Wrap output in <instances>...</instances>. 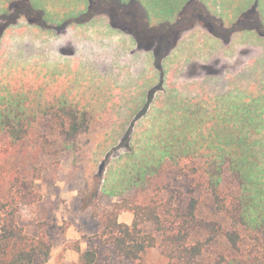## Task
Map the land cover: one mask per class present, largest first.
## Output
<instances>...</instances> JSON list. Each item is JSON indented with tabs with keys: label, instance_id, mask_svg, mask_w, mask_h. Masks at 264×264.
Here are the masks:
<instances>
[{
	"label": "rangeland",
	"instance_id": "obj_1",
	"mask_svg": "<svg viewBox=\"0 0 264 264\" xmlns=\"http://www.w3.org/2000/svg\"><path fill=\"white\" fill-rule=\"evenodd\" d=\"M14 2L26 12L13 16L17 23L0 43V103L25 98L38 112L17 143L0 133V197L16 196L11 208L21 193L36 198L21 204L17 217L29 234L50 241L43 264H68L91 248L100 264L163 262L157 247L139 261L114 254L102 241L95 209L120 199L125 168L160 157L185 137L202 144V135L214 138L225 126H239L240 119L229 122L242 103L232 101L237 83L231 78L245 72L233 80L264 83V36L243 30L253 21L264 31V0H0V14L8 16ZM113 9L132 17L114 16L126 31L114 27ZM205 19L215 25L209 37ZM232 20L241 33L225 50L219 36ZM69 38L79 52L71 54L76 47ZM91 40L94 60L83 51ZM210 67L218 76H210ZM59 103L88 112V130L70 148L63 112L45 114ZM246 142L255 143L253 166L264 176V131ZM15 178L29 187L12 185ZM119 220L131 225L134 214L124 210ZM246 243L252 246L249 238Z\"/></svg>",
	"mask_w": 264,
	"mask_h": 264
},
{
	"label": "trees",
	"instance_id": "obj_2",
	"mask_svg": "<svg viewBox=\"0 0 264 264\" xmlns=\"http://www.w3.org/2000/svg\"><path fill=\"white\" fill-rule=\"evenodd\" d=\"M17 5L20 2L11 4L8 16L0 14V43L8 27L17 23L13 16L26 12ZM251 87L241 84L234 88L232 101L236 104L239 98L242 103L236 104L237 115L229 122L240 119L239 126H225L224 133L218 132L214 138L202 135L207 141L202 144L185 137L181 143L165 146L160 157L125 168L126 180L116 192L120 199L112 208L94 212L102 241L114 254L139 261L157 247L163 262L148 264H264V176L253 166L257 163L252 154L255 143L246 142L264 131V83ZM13 102L0 103V133H6L15 144L29 134L38 110L25 98ZM49 111L65 115L61 120L65 148L88 130L86 111L60 103L56 109L48 106L45 114ZM212 128L221 131L217 125ZM12 181V185L29 187L18 178ZM4 196L0 197V264L45 263L51 253L50 241L29 234L17 217L21 204H32L36 198L21 193L20 203L11 208L16 196L10 192ZM124 210L134 214L131 225L119 220ZM241 229L246 232L245 240ZM77 250L81 251L80 246ZM68 264L100 263L91 248Z\"/></svg>",
	"mask_w": 264,
	"mask_h": 264
},
{
	"label": "flooded vegetation",
	"instance_id": "obj_3",
	"mask_svg": "<svg viewBox=\"0 0 264 264\" xmlns=\"http://www.w3.org/2000/svg\"><path fill=\"white\" fill-rule=\"evenodd\" d=\"M94 4V3H93ZM93 4H90V6H92ZM89 6V7H90ZM118 12L119 11H117L116 9H113V10H110V13H111V15H112V18H113V24H114V26H116V27H121V26H118V25H116L115 24V22H114V20H115V17L114 16H119V15H124L125 17H128L127 15H126V13H123V14H118ZM233 15V14H232ZM128 18H132V17H128ZM133 19H135L136 20V23H137V26H138V20L136 19V17L134 18L133 17ZM207 19V18H206ZM204 20V22L203 23H201L202 25H204V27L205 28H207V29H209V32H207V33H205L207 36L210 34V31L213 29V27L215 26V25H212L211 23H210V21H208V20ZM252 20H253V18H251ZM34 21H36L37 23H40V20L39 19H37V18H34V19H32V23L34 22ZM234 23H233V21L231 22V23H226V26H228L227 28H226V30H227V32L224 34L223 33V36H219V41L221 42L220 44H222L223 46L225 45L226 47H223L225 50L226 49H228V47L227 46H229L230 44H232V42H231V39L232 38H234L235 39V35L234 34H237V33H241V31H239V32H237L236 31V29H237V27L236 26H232ZM251 24L252 25H250V26H248V27H246V28H244L243 30L244 31H247V32H254V35H252V37H254V38H258V37H261V36H264V31L260 28V27H258V25L256 24V23H253V21H251ZM136 26V27H137ZM124 31H126L125 30V28H123V27H121ZM128 32H132V31H128ZM176 34H174V35H172V37H176L175 36ZM209 37V36H208ZM216 37V36H215ZM212 38V37H211ZM173 39V38H172ZM237 39V38H236ZM214 40H216L215 38H214ZM221 46V45H220ZM221 49V48H220ZM215 53V52H214ZM256 58V57H255ZM255 58H253V59H251V61H253ZM216 60L218 61V57L216 58ZM251 61L249 62V66L251 65ZM208 73H210L211 75L210 76H218V73H219V71H215V70H213V68H208ZM243 74H245V72H241V73H239L238 75H235L234 77L235 78H239L241 75H243ZM245 79H246V77H245ZM245 79H240V81H236V82H233V83H237V84H235V87L236 86H240L241 84H243L244 86H251V85H253V84H255V81L256 80H253L252 82H249V84H244L243 83V81L245 80ZM234 87V88H235Z\"/></svg>",
	"mask_w": 264,
	"mask_h": 264
},
{
	"label": "crops",
	"instance_id": "obj_4",
	"mask_svg": "<svg viewBox=\"0 0 264 264\" xmlns=\"http://www.w3.org/2000/svg\"><path fill=\"white\" fill-rule=\"evenodd\" d=\"M88 9V8H87ZM230 11H231V16H232V14H233V11H232V9H230ZM234 17V16H233ZM233 21V20H232ZM116 29H118V27H116V26H114ZM121 31V30H120ZM86 42V41H85ZM92 42H95V40H91L90 41V43H88L89 45H87L84 49H83V51L85 50V49H88V52L86 53V55L88 56V57H90L91 58V60H94V57H93V55L95 54V49H93L92 48V46H91V44H92ZM71 43V45H73L74 47H76V49H74V51H73V53H71V54H74V53H76V52H79V50H81V48L80 49H78L77 48V46H76V43L72 40V38H69L68 39V44H70ZM67 45V44H66ZM62 46V45H61ZM62 54H67V55H69V53H63L62 51H61V56H62ZM105 60H108V58H105ZM239 74V73H238ZM238 74H235V75H238ZM235 75H233V78H235L234 76ZM233 78H231L232 80H231V82H236V80H233ZM252 82V81H251Z\"/></svg>",
	"mask_w": 264,
	"mask_h": 264
}]
</instances>
